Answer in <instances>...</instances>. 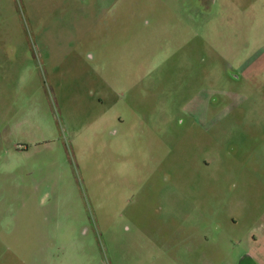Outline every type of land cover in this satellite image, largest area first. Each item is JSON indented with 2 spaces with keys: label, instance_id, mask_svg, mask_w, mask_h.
<instances>
[{
  "label": "rangeland",
  "instance_id": "obj_1",
  "mask_svg": "<svg viewBox=\"0 0 264 264\" xmlns=\"http://www.w3.org/2000/svg\"><path fill=\"white\" fill-rule=\"evenodd\" d=\"M0 264H264V0H0Z\"/></svg>",
  "mask_w": 264,
  "mask_h": 264
},
{
  "label": "crops",
  "instance_id": "obj_2",
  "mask_svg": "<svg viewBox=\"0 0 264 264\" xmlns=\"http://www.w3.org/2000/svg\"><path fill=\"white\" fill-rule=\"evenodd\" d=\"M260 227H261V225H260Z\"/></svg>",
  "mask_w": 264,
  "mask_h": 264
}]
</instances>
